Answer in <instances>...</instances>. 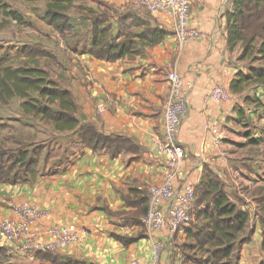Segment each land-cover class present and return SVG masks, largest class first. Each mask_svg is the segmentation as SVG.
Instances as JSON below:
<instances>
[{
	"label": "crops",
	"instance_id": "0c3cea01",
	"mask_svg": "<svg viewBox=\"0 0 264 264\" xmlns=\"http://www.w3.org/2000/svg\"><path fill=\"white\" fill-rule=\"evenodd\" d=\"M101 1L121 12L137 13L138 18L166 36L135 57L107 62L87 52L91 43L88 21L72 25L70 33H58L45 25L57 37L74 29L86 35V51H66L57 83L71 93L81 124L91 125L105 136L128 138L140 151L115 159L106 151H76L65 163L43 171L31 183L0 184V222L12 218V206L24 204L47 213L37 223L38 230L74 225L80 231L75 244L58 253L33 257L23 256L0 240V264L147 262L156 240L166 248L159 264H192L184 261L175 248L188 243L184 231L172 236L149 234L139 222L147 211L148 189L162 183L167 173L166 158L158 152L157 143L163 135V105L171 69L185 85L192 84L187 92L188 115L176 138L185 157L174 188L181 191L186 184L198 185L205 169L216 174L229 198L249 213L254 228L241 248L238 264H259L261 228L256 214L258 201L264 196V108L244 100L258 99L264 105V87H250L240 94L230 92L236 74L245 73L237 61L241 50L230 51L227 46L230 0H192L189 26L199 32V37L184 43L175 37L172 17L135 9V0ZM215 86L228 89L230 100H210L209 93ZM98 102L106 103L103 116L95 111ZM245 133L261 142L249 144Z\"/></svg>",
	"mask_w": 264,
	"mask_h": 264
},
{
	"label": "trees",
	"instance_id": "16d2710c",
	"mask_svg": "<svg viewBox=\"0 0 264 264\" xmlns=\"http://www.w3.org/2000/svg\"><path fill=\"white\" fill-rule=\"evenodd\" d=\"M232 12L226 16L227 46L230 51L239 48L237 58L247 62L245 73L239 72L230 84L232 94H240L250 87H264V0H230ZM88 4L96 6V10ZM74 11L77 19L88 21L91 43L89 55L100 61L116 62L137 56L145 47H154L166 36L158 28H152L138 14L119 11L101 0H48L44 21L58 33H70L72 25L66 12ZM8 17L22 23V17L8 12ZM29 55L38 54L28 50ZM45 52H39L43 55ZM47 55V54H46ZM261 63L262 68L253 66ZM264 97V91H263ZM14 99L21 100L18 108L27 121H39L49 125L58 134L74 133L77 153L83 151L108 152L115 159L122 154H138L139 147L130 139L105 136L91 125L81 124L77 118V106L71 93L52 80L38 65L12 67L9 56H0V107L9 106ZM245 102L264 108L258 99ZM0 118V184L18 185L31 183L41 175L40 155L42 148L25 144L13 135L3 136L7 125ZM257 145L260 139H250ZM258 222L261 228L260 251L264 264V196L259 199ZM196 224L181 227L190 244L183 249L194 253L184 261L192 264H238L241 248L254 233L250 216L232 201L224 190L221 179L205 169L194 191ZM177 231V232H178ZM53 254V253H38ZM195 254H199L197 257ZM50 255H45L49 257ZM56 262V260H53ZM58 264H73L64 262Z\"/></svg>",
	"mask_w": 264,
	"mask_h": 264
},
{
	"label": "built area",
	"instance_id": "2783aa9c",
	"mask_svg": "<svg viewBox=\"0 0 264 264\" xmlns=\"http://www.w3.org/2000/svg\"><path fill=\"white\" fill-rule=\"evenodd\" d=\"M192 0H135V9L149 13H163L174 19V34L178 42H190L199 37V32L189 26L190 6ZM15 23V22H14ZM168 94L163 105V135L158 140L157 150L165 156L167 173L162 183L148 189V207L140 218V224L149 234L167 233L174 235L179 228L189 226L193 220L190 208L194 201L197 185L186 184L181 191L174 188L178 178L184 153L177 142V134L188 115L187 92L192 84H184L175 69L167 74ZM213 102H227L231 98L228 89L215 86L209 93ZM98 116L107 111L105 102L95 106ZM12 218L0 222V240L9 247L17 248L23 256L33 257L38 253H58L63 248L75 244L80 231L74 225L49 226L37 229V223L47 213L35 207L20 204L11 208ZM151 259L147 262L134 260L132 264H159L160 257L166 250L159 240L151 244Z\"/></svg>",
	"mask_w": 264,
	"mask_h": 264
},
{
	"label": "rangeland",
	"instance_id": "374dc122",
	"mask_svg": "<svg viewBox=\"0 0 264 264\" xmlns=\"http://www.w3.org/2000/svg\"><path fill=\"white\" fill-rule=\"evenodd\" d=\"M48 0H0V56L4 53L9 56L12 67L21 65H38L45 70L49 77L55 82L60 79V73L64 70L66 51H86V35L77 34L76 29L71 34L53 36L51 29L46 27L44 13ZM96 10V6L88 4ZM8 12L19 14L23 21L17 23L7 16ZM69 17L71 25H77L81 19L77 18L74 11L65 13ZM15 22V23H14ZM44 36L42 40L39 37ZM47 38V39H46ZM77 43V47L67 46ZM66 45V46H65ZM83 45V47H81ZM54 46V47H53ZM67 48V49H66ZM36 51L38 54L29 55L28 50ZM45 52L39 55V52ZM47 54V55H46ZM239 66L244 72L247 71L248 63H240ZM253 66L263 67L261 63H254ZM60 83V82H59ZM21 100L14 99L7 107H0V118L7 125L2 132L3 136L13 135L25 144H35L42 148L40 155L41 172L51 171L67 161L68 156L79 151L76 145L74 133H55L51 126L39 121H27L21 116L18 108ZM263 129V127H260ZM194 201L190 208L193 222L190 227L196 224ZM184 231V230H182ZM190 244V241L188 242ZM177 253L185 259H191L194 253L183 249L182 244L176 245ZM4 255V254H1ZM197 257L199 254H195ZM4 257V256H3ZM4 259V258H3Z\"/></svg>",
	"mask_w": 264,
	"mask_h": 264
}]
</instances>
